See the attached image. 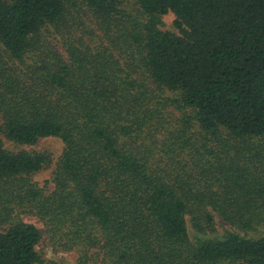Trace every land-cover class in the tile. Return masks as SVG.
<instances>
[{"label": "trees", "instance_id": "trees-1", "mask_svg": "<svg viewBox=\"0 0 264 264\" xmlns=\"http://www.w3.org/2000/svg\"><path fill=\"white\" fill-rule=\"evenodd\" d=\"M263 224L264 0H0V264H264Z\"/></svg>", "mask_w": 264, "mask_h": 264}, {"label": "rangeland", "instance_id": "rangeland-1", "mask_svg": "<svg viewBox=\"0 0 264 264\" xmlns=\"http://www.w3.org/2000/svg\"><path fill=\"white\" fill-rule=\"evenodd\" d=\"M127 4L131 7L134 6L136 0H126ZM163 25L162 28L164 30L178 32L177 28L174 25L175 15L172 12H169L163 16ZM3 143L4 147L11 151L17 152L20 150H26L30 152H42L48 154L50 156V163L46 165L43 169L33 174V179L39 182H43L44 180H48L51 178L56 165L62 155L64 149V142L59 137H44L39 139V141L34 145H26V144H17L8 139L5 135H3ZM23 218L31 223L36 224L39 227H43L42 222L33 215H24ZM216 231L209 234L208 236H222L224 235L226 230L238 232L242 235H247L250 237H254L258 235L255 232H244L235 227L228 225L227 223H222L220 219H217L216 222ZM190 235L193 239L195 237L200 236L191 224H189ZM259 231L264 232V224L259 227ZM39 252L43 255V257L56 262L57 264H80L78 261V254L75 251H64L60 249H56L52 243L48 239H44L38 245ZM86 264H94L92 262Z\"/></svg>", "mask_w": 264, "mask_h": 264}]
</instances>
